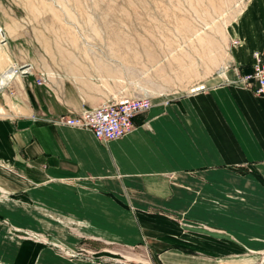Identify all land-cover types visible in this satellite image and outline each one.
Returning <instances> with one entry per match:
<instances>
[{
    "label": "crops",
    "instance_id": "0c3cea01",
    "mask_svg": "<svg viewBox=\"0 0 264 264\" xmlns=\"http://www.w3.org/2000/svg\"><path fill=\"white\" fill-rule=\"evenodd\" d=\"M227 43L219 81L150 100L109 142L48 121L117 98L90 102L59 76L19 79L22 105L0 115V216L68 247L134 250L136 264H264V95L231 83L264 45V0H246ZM13 244L1 262L90 264Z\"/></svg>",
    "mask_w": 264,
    "mask_h": 264
},
{
    "label": "rangeland",
    "instance_id": "374dc122",
    "mask_svg": "<svg viewBox=\"0 0 264 264\" xmlns=\"http://www.w3.org/2000/svg\"><path fill=\"white\" fill-rule=\"evenodd\" d=\"M245 2L0 0V115L22 105L15 92L19 79L36 86L35 76H59L80 86L90 102L143 95L171 100L219 81L227 67L228 31ZM19 68L29 75L14 74ZM11 221L0 216V252L27 239L70 261L136 264L134 250L110 252L103 242L68 247L44 233L17 231Z\"/></svg>",
    "mask_w": 264,
    "mask_h": 264
},
{
    "label": "built area",
    "instance_id": "2783aa9c",
    "mask_svg": "<svg viewBox=\"0 0 264 264\" xmlns=\"http://www.w3.org/2000/svg\"><path fill=\"white\" fill-rule=\"evenodd\" d=\"M231 46L238 44V41H231ZM253 63L250 71L244 75H238L232 84L251 91L255 96L264 95V45L260 51L252 54ZM14 74L21 77L29 75L28 68L14 69ZM44 83L37 79L36 86ZM204 86L200 85L190 89L189 93L203 91ZM150 99L143 96L121 97L106 101L96 107L82 109L78 113L67 112L48 121L53 126L66 127L71 129H82L89 131L99 142L117 140L128 134L133 129L134 117L147 112L150 108Z\"/></svg>",
    "mask_w": 264,
    "mask_h": 264
},
{
    "label": "bare ground",
    "instance_id": "6f19581e",
    "mask_svg": "<svg viewBox=\"0 0 264 264\" xmlns=\"http://www.w3.org/2000/svg\"><path fill=\"white\" fill-rule=\"evenodd\" d=\"M14 72V71H13ZM13 76H14V74H13ZM12 79V78H11Z\"/></svg>",
    "mask_w": 264,
    "mask_h": 264
}]
</instances>
